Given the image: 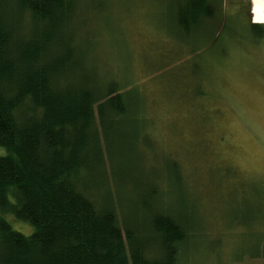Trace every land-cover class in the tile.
<instances>
[{
  "label": "rangeland",
  "instance_id": "1",
  "mask_svg": "<svg viewBox=\"0 0 264 264\" xmlns=\"http://www.w3.org/2000/svg\"><path fill=\"white\" fill-rule=\"evenodd\" d=\"M185 1L75 0L82 80L130 102L107 121L105 174L86 176L85 193L103 206L107 182L122 227L147 207L185 219L179 264H264V26L251 0H214V17L186 32Z\"/></svg>",
  "mask_w": 264,
  "mask_h": 264
},
{
  "label": "trees",
  "instance_id": "2",
  "mask_svg": "<svg viewBox=\"0 0 264 264\" xmlns=\"http://www.w3.org/2000/svg\"><path fill=\"white\" fill-rule=\"evenodd\" d=\"M75 4L0 1V212L35 227L26 236L0 213V264H179L185 219L147 207L122 227L107 182L103 206L86 195V176L105 174L107 121L129 114L130 102L82 80L68 29ZM214 15V0H186L177 23L190 32Z\"/></svg>",
  "mask_w": 264,
  "mask_h": 264
},
{
  "label": "bare ground",
  "instance_id": "3",
  "mask_svg": "<svg viewBox=\"0 0 264 264\" xmlns=\"http://www.w3.org/2000/svg\"><path fill=\"white\" fill-rule=\"evenodd\" d=\"M252 1V21L257 24H264V0Z\"/></svg>",
  "mask_w": 264,
  "mask_h": 264
}]
</instances>
